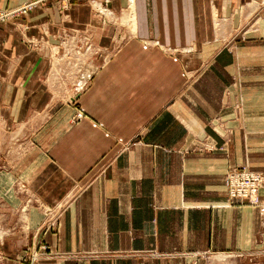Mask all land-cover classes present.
I'll use <instances>...</instances> for the list:
<instances>
[{"label":"crops","instance_id":"obj_1","mask_svg":"<svg viewBox=\"0 0 264 264\" xmlns=\"http://www.w3.org/2000/svg\"><path fill=\"white\" fill-rule=\"evenodd\" d=\"M42 1L0 22V264H249L211 258L264 250L225 184L264 171V0Z\"/></svg>","mask_w":264,"mask_h":264},{"label":"built area","instance_id":"obj_2","mask_svg":"<svg viewBox=\"0 0 264 264\" xmlns=\"http://www.w3.org/2000/svg\"><path fill=\"white\" fill-rule=\"evenodd\" d=\"M42 0L26 1L22 5H17L15 9H3L0 7V21H7L19 16L20 14L28 13L31 9L38 6ZM225 184L229 202L245 203L246 201L258 202L259 190L264 185V173L252 171L250 169L236 167L228 171L225 177ZM53 209H47L45 216L49 217ZM49 222V221H48ZM53 224V223H52ZM43 250L33 252L32 264L38 259L40 254H46L45 246ZM192 264H196L193 262Z\"/></svg>","mask_w":264,"mask_h":264},{"label":"rangeland","instance_id":"obj_3","mask_svg":"<svg viewBox=\"0 0 264 264\" xmlns=\"http://www.w3.org/2000/svg\"><path fill=\"white\" fill-rule=\"evenodd\" d=\"M69 1H70L69 3L75 2V0H69ZM76 1H78V0H76ZM86 1L88 2L89 6L95 8V10L96 9H99L101 7V5H105L104 4L105 1H99V0H86ZM40 3L43 4V1H41ZM40 3L38 4V6H40ZM38 6H36L34 8H37ZM15 7H17V5L12 6V7H1V8H3V9H15ZM20 15H22V14H20ZM11 20H15V18L10 19V20H7V21H0V22H10ZM73 34H74L73 35L74 36L73 38H76V37L79 38V36L77 34V31L76 32H73ZM61 36H62L63 39H67L68 38L64 32H63V34ZM88 37H89L88 40H90V43L83 50H82L81 46H76V48H73V51H74L75 56H77L78 59H80V60H76V63L74 64V67H77V69H79V70H82V66L85 65V63H86L85 62L86 60H83V59H85L88 56L92 57V55L94 53L100 52V50H98L99 49L98 46H97L98 44H97L96 40L93 38V37H96L95 30L89 31L88 32ZM47 38L48 37H46L44 39H47ZM66 49H67V46L66 47L65 46L62 47L61 49L59 48L60 53L64 52ZM69 50H70V48L67 49V51H69ZM95 63H97V62L96 61H94V63L92 62V65L95 64ZM86 69H88V68H86ZM238 106L239 107H243V101L242 100H240L238 102ZM237 167L246 168V169L248 168V169H250L252 171H257V172H261V173L263 172L264 173L263 170L262 171H258V170L251 169L247 164L246 165H239ZM233 168H236V167H233ZM233 168H231V169H233ZM262 187H264V185ZM261 189L259 190V193H258V202H252V201H246L245 203H239V202H232L231 203L230 202V204H233V203H235V204H238L239 203V204H243V205H248V204L256 205V204H259L261 202L260 201V191H261ZM228 201H229V198H228ZM32 202L33 201L27 200L26 203L24 204V206L21 207V209L23 210L22 211L23 213H24L25 210H27V208L30 206V204H32ZM2 203H4V200L0 196V205ZM59 205H61V204H59ZM40 207L42 208L44 214L46 212V208L47 209H52L53 208V211H54V208H55V210L58 209L57 208V205H56V207H50V206L47 207V206H44V205L43 206H40ZM55 212H57V211H55ZM1 214L2 213L0 212V215ZM1 226L2 225H0V238H2L3 236H5V234L7 232H9V229H10V231H13V228H11V227L10 228L6 227L4 229ZM23 228H28V226L25 225V226H23ZM220 253L214 255L211 259H214L215 262L216 261H219V260H221V262H224V260L227 259V258L224 259V254H226L227 256H234V255H236L238 257H240V256L243 257L242 259H244L245 261L249 262V264H250V263H255L257 260H260V258H262V256L264 255V250H259V251L253 250V251H249V252H235L234 254H228L226 252H220ZM31 254H32V256H31ZM31 254H30L29 260H31L30 262L32 264L33 251L31 252ZM230 260L236 261V263H237V260L238 259H236V257L234 256V257L229 258V260H227V261H230ZM196 264H197V262H196Z\"/></svg>","mask_w":264,"mask_h":264}]
</instances>
